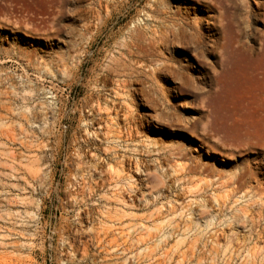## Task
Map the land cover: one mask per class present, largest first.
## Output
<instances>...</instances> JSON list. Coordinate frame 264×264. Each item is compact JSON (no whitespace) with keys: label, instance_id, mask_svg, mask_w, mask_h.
Instances as JSON below:
<instances>
[{"label":"rangeland","instance_id":"obj_1","mask_svg":"<svg viewBox=\"0 0 264 264\" xmlns=\"http://www.w3.org/2000/svg\"><path fill=\"white\" fill-rule=\"evenodd\" d=\"M258 212L264 0H0V264H246Z\"/></svg>","mask_w":264,"mask_h":264},{"label":"bare ground","instance_id":"obj_2","mask_svg":"<svg viewBox=\"0 0 264 264\" xmlns=\"http://www.w3.org/2000/svg\"><path fill=\"white\" fill-rule=\"evenodd\" d=\"M117 135H119V134H117ZM79 156L80 155H78V157ZM263 213L264 212H258V216L260 217ZM252 229L255 230L254 237H253V244L251 246H249L247 249V258H246L245 263L246 264H264V225H260V223H258V221L252 220ZM240 241H241V239L239 240V242L237 244L238 251L240 249Z\"/></svg>","mask_w":264,"mask_h":264}]
</instances>
